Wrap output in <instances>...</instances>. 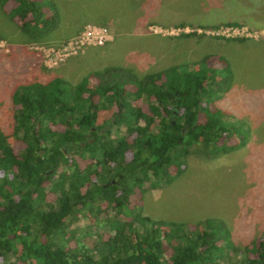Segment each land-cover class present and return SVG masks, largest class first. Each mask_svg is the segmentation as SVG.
Masks as SVG:
<instances>
[{
  "label": "trees",
  "instance_id": "trees-1",
  "mask_svg": "<svg viewBox=\"0 0 264 264\" xmlns=\"http://www.w3.org/2000/svg\"><path fill=\"white\" fill-rule=\"evenodd\" d=\"M8 4L7 16L30 41L58 26L53 0H0L2 8ZM213 59L142 77L109 66L76 84L60 76L18 83L11 91L12 124L0 126V258L13 255L17 264H264V233L239 249L219 219L158 220L132 204L134 196L168 186L193 149L213 159L246 142L249 129L217 105L231 89L232 69L224 58ZM112 107L109 124L97 125L99 111ZM232 138L236 144L228 145ZM87 214L114 229L91 249L72 248L68 228Z\"/></svg>",
  "mask_w": 264,
  "mask_h": 264
},
{
  "label": "rangeland",
  "instance_id": "rangeland-1",
  "mask_svg": "<svg viewBox=\"0 0 264 264\" xmlns=\"http://www.w3.org/2000/svg\"><path fill=\"white\" fill-rule=\"evenodd\" d=\"M53 1L58 26L38 42L30 41L19 23L7 16L11 4L0 6V126L9 130L12 124V89L33 78L60 76L76 84L109 66L142 77L207 55L213 61L222 57L230 64L233 82L217 105L249 129L246 142L213 159L193 149L185 165L172 171L168 186L136 195L132 204L158 220L195 224L219 219L236 247L249 246L264 233V0ZM227 21L240 25L228 26ZM87 25L105 28L108 40L75 53L62 51ZM225 28L237 29L239 35ZM51 50L55 53L49 60L45 55ZM114 112L115 107L101 109L97 125L109 124ZM226 142L234 145L236 139ZM14 149L19 150L16 145ZM52 198L49 194L48 200ZM108 223L105 218L97 222L89 214L81 216L68 228L69 246L91 249L99 236L106 239L113 231ZM0 264L17 263L8 255Z\"/></svg>",
  "mask_w": 264,
  "mask_h": 264
},
{
  "label": "built area",
  "instance_id": "built-area-1",
  "mask_svg": "<svg viewBox=\"0 0 264 264\" xmlns=\"http://www.w3.org/2000/svg\"><path fill=\"white\" fill-rule=\"evenodd\" d=\"M225 30L229 33L231 31L232 36H238L239 32L237 29L225 28ZM108 40L107 30L105 28H98L92 25H87L83 28V31L79 34V36L68 43L62 51L66 53H75L76 49L86 47V46H102ZM54 51L51 50L49 54H46V58L54 57ZM59 53V51L57 52ZM50 58L49 60H51Z\"/></svg>",
  "mask_w": 264,
  "mask_h": 264
}]
</instances>
